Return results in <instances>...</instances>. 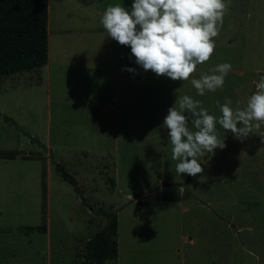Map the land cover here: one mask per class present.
<instances>
[{"label": "rangeland", "instance_id": "1", "mask_svg": "<svg viewBox=\"0 0 264 264\" xmlns=\"http://www.w3.org/2000/svg\"><path fill=\"white\" fill-rule=\"evenodd\" d=\"M225 2L214 54L183 82L108 37L102 15L124 0H49L47 64L0 77V264H78L104 211L118 214L104 264H264V123L239 140L217 106L243 110L264 76V0ZM222 63L223 87L199 95L191 79ZM184 95L226 144L197 158L196 177L176 174L162 127Z\"/></svg>", "mask_w": 264, "mask_h": 264}, {"label": "clouds", "instance_id": "2", "mask_svg": "<svg viewBox=\"0 0 264 264\" xmlns=\"http://www.w3.org/2000/svg\"><path fill=\"white\" fill-rule=\"evenodd\" d=\"M228 7L225 0H134L130 12L120 4L108 6L101 24L108 37L130 47L135 63L144 71L185 82L197 65L214 54L213 38L219 34ZM231 70L230 63L219 64L213 69L218 74L191 79V84L203 96L206 90L214 92L222 88ZM253 83L256 91L243 110H233L230 99L222 105L217 101L222 113L219 125L239 140L247 138L253 127L259 128L264 123V76ZM190 118L195 131L189 127ZM216 124L217 118L202 107V102L188 95L178 97L168 109L162 127L168 130L172 160L179 161L175 165L177 175L196 177L204 172L197 158L226 147L218 139Z\"/></svg>", "mask_w": 264, "mask_h": 264}, {"label": "trees", "instance_id": "3", "mask_svg": "<svg viewBox=\"0 0 264 264\" xmlns=\"http://www.w3.org/2000/svg\"><path fill=\"white\" fill-rule=\"evenodd\" d=\"M133 3L134 0H124L125 9L130 12ZM48 19L49 0H0V77L36 71L47 64ZM56 168L80 190L76 178L63 164L56 163ZM104 213L107 223L86 241L78 264H104L107 259L117 258L118 214Z\"/></svg>", "mask_w": 264, "mask_h": 264}, {"label": "crops", "instance_id": "4", "mask_svg": "<svg viewBox=\"0 0 264 264\" xmlns=\"http://www.w3.org/2000/svg\"><path fill=\"white\" fill-rule=\"evenodd\" d=\"M141 202H143V201H141ZM142 217V216H141ZM242 228V227H241Z\"/></svg>", "mask_w": 264, "mask_h": 264}]
</instances>
